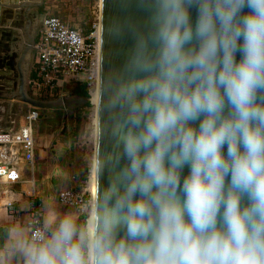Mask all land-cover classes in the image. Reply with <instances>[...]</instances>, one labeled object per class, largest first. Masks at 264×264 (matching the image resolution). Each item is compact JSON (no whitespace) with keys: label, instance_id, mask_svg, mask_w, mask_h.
<instances>
[{"label":"clouds","instance_id":"9594fccd","mask_svg":"<svg viewBox=\"0 0 264 264\" xmlns=\"http://www.w3.org/2000/svg\"><path fill=\"white\" fill-rule=\"evenodd\" d=\"M124 3L92 91L95 194L11 225L0 264H264V0Z\"/></svg>","mask_w":264,"mask_h":264},{"label":"built area","instance_id":"2783aa9c","mask_svg":"<svg viewBox=\"0 0 264 264\" xmlns=\"http://www.w3.org/2000/svg\"><path fill=\"white\" fill-rule=\"evenodd\" d=\"M100 18L99 23L88 35L56 15H47L38 30L32 66L30 84L42 91L46 99L55 95H70L66 86L77 85L82 80L86 85L89 107L92 108V91L99 84L100 72ZM34 74L33 77L31 75ZM40 111L30 109L27 123L17 131L0 132V185L21 182V162L26 161L32 169L31 183L35 182L33 167L36 160L37 142L34 125L39 119ZM92 119V118H91ZM23 154V156H21ZM91 171V170H90ZM92 172L80 187L62 189L58 194L59 201L66 206L74 207L86 194L94 195L91 185ZM31 221L42 211L32 189L30 192ZM7 207L16 212L18 207L12 201ZM28 221V222H29Z\"/></svg>","mask_w":264,"mask_h":264},{"label":"rangeland","instance_id":"374dc122","mask_svg":"<svg viewBox=\"0 0 264 264\" xmlns=\"http://www.w3.org/2000/svg\"><path fill=\"white\" fill-rule=\"evenodd\" d=\"M37 1L41 0H35L34 2ZM43 5L41 11L44 15L59 16L72 26L80 29L85 35H88L99 23L100 0H45ZM7 18L9 19L8 23L3 25L7 32L2 39L6 44L9 56L8 61L0 63V70H6L10 66L16 72L17 59L25 43L24 26L26 19L24 10L7 9L4 11L1 21L7 22ZM31 18L32 27L36 30L39 22L36 11L31 14ZM2 79L5 83L10 80L7 77ZM31 80L32 78L28 77V83ZM14 87H17V83ZM30 95L36 99H46L44 89L40 91L31 85ZM59 97L61 95H55V98ZM27 108L33 109L32 106ZM40 110L43 116L37 120L34 132L38 145L43 149H47L50 153L56 151V159L59 163L58 174L61 175L64 181H67L68 177L71 176L75 186L80 187L91 173L89 166L91 149L88 143L90 132L88 129L92 118V108L81 107L74 114H70L67 110ZM65 127L66 133H63ZM51 163L50 160H41V165H39V158L36 159L34 172L39 181L45 175L42 173L43 169L48 167L47 170H49Z\"/></svg>","mask_w":264,"mask_h":264},{"label":"water","instance_id":"95a60500","mask_svg":"<svg viewBox=\"0 0 264 264\" xmlns=\"http://www.w3.org/2000/svg\"><path fill=\"white\" fill-rule=\"evenodd\" d=\"M34 1L35 0H0V18L3 17L5 10L12 9L16 11L24 10L26 19V24L24 26L25 43L17 59L18 73L8 66V69L0 70L2 72L1 76L10 79L8 81L9 85L6 86L11 85V89L7 91L11 94L10 96L13 99L21 101L25 105L24 111L26 114L30 111V108H27L28 106H32L40 111L39 118L43 116L40 109L67 110L70 114H74L81 107L88 105L86 96L70 94L54 99H36L30 95V85L32 84L28 83L30 70L27 71L24 68V64L31 56L33 59L34 46L36 44L37 29L34 30L32 27L31 14L32 10H38L44 4L45 0ZM137 15L134 6L131 3L126 6L124 0H101L100 69L102 63L107 66L109 63L117 61L120 58L119 54L122 53L126 47L125 41L114 37L113 29L117 26H122L129 17H136ZM0 80V83H4V80ZM15 83H17V87H14V89L13 86H15ZM36 124L37 122L35 125ZM35 125L34 132L36 128ZM63 133H66V127ZM21 156H23V154ZM7 229L8 228L0 227V248L4 246V240L8 236Z\"/></svg>","mask_w":264,"mask_h":264},{"label":"crops","instance_id":"0c3cea01","mask_svg":"<svg viewBox=\"0 0 264 264\" xmlns=\"http://www.w3.org/2000/svg\"><path fill=\"white\" fill-rule=\"evenodd\" d=\"M8 20L9 19L7 18V22H2L0 18V63H3V61H8L9 56V53L6 50V44L2 39L7 32L4 28L5 26L3 25H6L8 23ZM1 73L2 72L0 71V79L3 78L1 76ZM5 85H9V82L0 83V132L17 131L27 123V114L24 111L25 105L22 102H18L16 99H13L10 96L11 94L7 91L11 89V85L9 87ZM82 85H84V82L82 80H79L77 85L70 84L69 86H66V91L71 94L81 95L79 93V88ZM37 146L36 159L39 158V165H41V160H50L52 161V165L50 164L49 170H47L48 167H45L43 169L42 173L45 175L40 181L36 178L34 172L35 182L32 185V169L26 161L22 160L21 182L4 183L0 185V227L9 228L13 224L27 223L30 220V200L32 199V197H30V192L32 191V189L36 194L37 203L42 207L43 204L47 201L50 202L59 211H67L73 208L71 206L63 205L58 199V194L62 189L75 186V183L73 182V180H71V176L70 178L68 177L67 181H64V179L61 178V175L58 174L59 163H57L55 153L56 151L50 153L47 149L41 148L38 143ZM35 164L33 167V171H35ZM10 201L16 204V206L18 207V211L14 212L7 207V203ZM5 242L6 239L4 240V243Z\"/></svg>","mask_w":264,"mask_h":264},{"label":"bare ground","instance_id":"6f19581e","mask_svg":"<svg viewBox=\"0 0 264 264\" xmlns=\"http://www.w3.org/2000/svg\"><path fill=\"white\" fill-rule=\"evenodd\" d=\"M100 8H101V0H100ZM34 10H32V14H33ZM101 16V13L99 15V17ZM100 30H101V24H100V28H99V34H100ZM31 60H32V56L31 58H28L26 61H25V64H24V68L28 71L30 69V66H31ZM94 176L92 174V177H91V185L93 187V189L95 188V184H94Z\"/></svg>","mask_w":264,"mask_h":264},{"label":"flooded vegetation","instance_id":"af4514ba","mask_svg":"<svg viewBox=\"0 0 264 264\" xmlns=\"http://www.w3.org/2000/svg\"><path fill=\"white\" fill-rule=\"evenodd\" d=\"M43 7H44V5H42L38 10H35L36 11V15H37L38 20H39L38 26H37L36 40H37V35H38L39 27H40L43 19L47 16V14L44 15L43 12L41 11V8H43ZM16 73H18L17 66H16Z\"/></svg>","mask_w":264,"mask_h":264},{"label":"trees","instance_id":"16d2710c","mask_svg":"<svg viewBox=\"0 0 264 264\" xmlns=\"http://www.w3.org/2000/svg\"><path fill=\"white\" fill-rule=\"evenodd\" d=\"M73 27H74V26H73ZM74 28H76V27H74ZM33 76H34V74L31 75V77H33ZM79 89H80L79 93H80L82 96H87V95H88V93H87V89H86V85H85V84L82 85ZM87 107H89V104L87 105Z\"/></svg>","mask_w":264,"mask_h":264}]
</instances>
